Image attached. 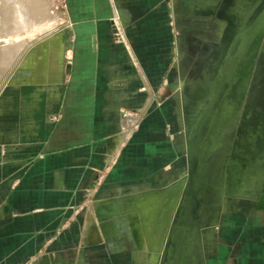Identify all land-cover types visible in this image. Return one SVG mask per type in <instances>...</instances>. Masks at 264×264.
<instances>
[{"label": "crops", "instance_id": "obj_1", "mask_svg": "<svg viewBox=\"0 0 264 264\" xmlns=\"http://www.w3.org/2000/svg\"><path fill=\"white\" fill-rule=\"evenodd\" d=\"M69 1L78 46L90 43L73 63L72 105L80 110L73 141L51 151L42 144L7 164L12 180L16 170L23 177L0 204V264H264V134L257 150V134H224L220 121L219 134H196L191 105L204 101L185 96V134L172 123L189 68L188 17L217 13L222 0ZM255 3L233 0L227 51L228 20L215 17L209 73L221 121L238 116L240 94L244 103L252 90L264 47V13L250 22ZM225 79L233 81L226 89Z\"/></svg>", "mask_w": 264, "mask_h": 264}, {"label": "rangeland", "instance_id": "obj_2", "mask_svg": "<svg viewBox=\"0 0 264 264\" xmlns=\"http://www.w3.org/2000/svg\"><path fill=\"white\" fill-rule=\"evenodd\" d=\"M232 4L233 0H222L217 13L215 10L197 11L188 17L185 45L188 52L186 66L189 68L182 95L175 97L174 108L177 111L172 123L176 134H185L182 116L180 120L185 110L184 96L191 97L192 102L197 104L203 100L201 107L191 105L194 118L199 116L197 124H194L198 130L196 134H219L220 121L224 134H257L253 144L257 150L261 146L258 135L264 134V47L257 51L256 73L249 97L242 103L245 97L240 94L239 115L231 122L228 121L230 117L221 121L217 116V96L219 99L220 93L215 90V74L209 73L215 69L217 57L215 35L219 31L215 17L228 20L223 32L224 51H227L232 35L236 33ZM70 7L69 0H0V204L5 202L13 184L16 183L18 190L23 177L22 172L16 170L15 179L12 180L8 176V163L30 158L33 151L28 155L27 150L42 144V150L51 151L70 147L73 141L72 131L80 111L72 105L73 102L77 103L79 91L78 84L76 87L71 85L73 63L77 50L89 49L90 43L87 41L78 46V17L75 13L73 16ZM262 13L264 0L257 3L250 22L257 21ZM202 35L208 39H202ZM206 82H209L208 90L200 91V85ZM232 82L225 79L224 88L231 87ZM226 92L224 90L225 97ZM229 95L233 96L230 91ZM201 109L205 113L207 111L202 129ZM249 123L250 130L247 127ZM199 142L194 149V161L192 157L193 163L197 164L202 145ZM230 159L229 156L226 161ZM196 172L194 168L192 179L197 178ZM194 188V194H200V186ZM208 194L215 195L216 188H208ZM194 205L198 208L199 202Z\"/></svg>", "mask_w": 264, "mask_h": 264}, {"label": "water", "instance_id": "obj_3", "mask_svg": "<svg viewBox=\"0 0 264 264\" xmlns=\"http://www.w3.org/2000/svg\"><path fill=\"white\" fill-rule=\"evenodd\" d=\"M94 47H96L97 43H96V37L94 36V42H93Z\"/></svg>", "mask_w": 264, "mask_h": 264}, {"label": "bare ground", "instance_id": "obj_4", "mask_svg": "<svg viewBox=\"0 0 264 264\" xmlns=\"http://www.w3.org/2000/svg\"><path fill=\"white\" fill-rule=\"evenodd\" d=\"M255 1H256V0H255ZM259 2H260V0H258V2H257V3H259ZM257 3H255V7H256Z\"/></svg>", "mask_w": 264, "mask_h": 264}]
</instances>
